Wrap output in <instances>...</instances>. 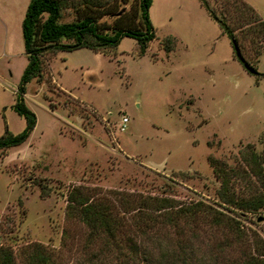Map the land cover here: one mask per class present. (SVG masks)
<instances>
[{
  "label": "rangeland",
  "instance_id": "1",
  "mask_svg": "<svg viewBox=\"0 0 264 264\" xmlns=\"http://www.w3.org/2000/svg\"><path fill=\"white\" fill-rule=\"evenodd\" d=\"M28 1L0 0V134L25 124L11 105L27 64L21 20ZM82 1L64 0L62 20ZM245 1L264 19V0ZM148 12L154 37L143 53L130 36L103 52L45 53L41 77L24 84L36 124L22 143L0 151V247L15 264L24 263L32 243L45 247L52 264H114L115 252L103 253V240L90 241L85 224L66 215L73 185L107 200L109 190H119L130 204L157 195L214 205L220 181L209 156L234 166L246 143L263 149L264 74L245 69L199 0H152ZM257 70L264 73V46ZM245 186L238 179L234 187ZM241 221L244 234L196 218L148 235L182 246L192 264H240L245 232L264 238V211ZM148 235L140 237L150 245Z\"/></svg>",
  "mask_w": 264,
  "mask_h": 264
},
{
  "label": "trees",
  "instance_id": "2",
  "mask_svg": "<svg viewBox=\"0 0 264 264\" xmlns=\"http://www.w3.org/2000/svg\"><path fill=\"white\" fill-rule=\"evenodd\" d=\"M199 1L227 35L234 55L245 69L255 75L264 74L257 70L258 56L264 46V19L254 7L245 0H215L216 5L210 0ZM151 2L83 0L74 7L72 19L62 20L64 0H29L21 20L27 64L11 105L25 124L16 133L5 128L0 134V151L22 143L36 124L35 113L24 99V84L32 77H41L45 53L56 54L80 47L103 52L115 47L124 36L133 37L143 53L154 37L148 12ZM208 160L220 181L214 205L202 200L179 203L173 197L157 195H139L135 203L130 204L119 190H109L114 196L107 200L104 194L89 195L73 185L66 192L65 213L85 224L90 241L103 240V253L115 252L111 256L114 264H192L196 259L182 246L176 250L161 245L160 240L149 236L148 232H155L161 225H175L180 219L209 218L216 224L223 223L234 233L243 231L244 234L241 218L247 213L264 211V146L256 151L254 145L246 143L239 150L236 160L239 163L234 166L226 162L219 164L212 156ZM238 179L246 185L242 191L234 187ZM41 180L38 179L37 184L43 193L47 186ZM140 234L148 235L150 245ZM241 239L246 249L240 264H264V238L251 229ZM152 244H159L160 252L154 254ZM29 248L23 264H52L50 253L42 244L32 243ZM96 259L102 262L105 257L96 255ZM0 264H15L12 253L4 247H0Z\"/></svg>",
  "mask_w": 264,
  "mask_h": 264
},
{
  "label": "built area",
  "instance_id": "3",
  "mask_svg": "<svg viewBox=\"0 0 264 264\" xmlns=\"http://www.w3.org/2000/svg\"><path fill=\"white\" fill-rule=\"evenodd\" d=\"M127 121V117L126 116H122L121 118V124H120V129L124 128L125 122Z\"/></svg>",
  "mask_w": 264,
  "mask_h": 264
},
{
  "label": "water",
  "instance_id": "4",
  "mask_svg": "<svg viewBox=\"0 0 264 264\" xmlns=\"http://www.w3.org/2000/svg\"><path fill=\"white\" fill-rule=\"evenodd\" d=\"M240 59V58H239Z\"/></svg>",
  "mask_w": 264,
  "mask_h": 264
}]
</instances>
